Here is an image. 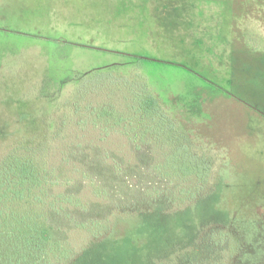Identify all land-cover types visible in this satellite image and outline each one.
<instances>
[{"label": "rangeland", "instance_id": "rangeland-1", "mask_svg": "<svg viewBox=\"0 0 264 264\" xmlns=\"http://www.w3.org/2000/svg\"><path fill=\"white\" fill-rule=\"evenodd\" d=\"M139 59L135 80L145 76L166 107H177L175 129L192 136L189 151L182 156L178 142L154 148L148 136L139 140L141 128L129 133L128 125L117 127L98 112L81 118L68 134L66 149L74 148L64 164L44 166L60 181L50 196L70 199L59 214L46 213V242L58 244L71 264L93 230L108 227L113 213L131 211L114 237L126 241L94 248L85 261L142 264L145 251L164 244L163 226L150 223V209L176 211L191 200L200 185L184 169L210 155L219 167L216 203L243 234L237 259L264 264V0H0V127L7 134L27 129V119L50 116L79 79L105 70L128 73ZM115 78L100 84L90 101H116L114 114L128 117L132 96ZM135 86L131 92L141 93L144 86ZM7 140H0V154ZM199 150L209 154L202 158ZM138 210H148L145 222L132 212ZM208 237L190 264L227 263L239 245L229 235L221 252ZM9 243L4 238L0 247L4 257ZM36 257L25 263L40 264Z\"/></svg>", "mask_w": 264, "mask_h": 264}, {"label": "trees", "instance_id": "trees-1", "mask_svg": "<svg viewBox=\"0 0 264 264\" xmlns=\"http://www.w3.org/2000/svg\"><path fill=\"white\" fill-rule=\"evenodd\" d=\"M137 61V64H134L135 67L128 73L105 70L94 73L97 77L95 79L91 77L85 80H82L84 78L79 79L74 84V90L56 105L50 116L43 115V118L36 119L24 118L30 122L31 126L22 129L23 131L16 129L13 133L7 134L5 126L1 125L0 140L8 139L6 142L8 147L5 152L0 154V247L3 245L4 238H7L10 240V251L9 256L6 257L0 252V264H26L25 260L29 256L34 258L38 254L41 255V258L38 257L39 255L36 257L41 259L39 260L40 264H52L53 259V264L55 261L65 264L69 254L64 250L57 251L58 244L46 242L51 236L45 217L49 211L57 214L62 212L65 202L69 203L70 199L59 196L60 194H55V192L50 196L49 191L60 181L56 176L57 172L46 170L44 166L54 164V167H59L61 163L64 164L68 149L74 148L69 146L66 149V144L69 141L68 134L75 132L74 127L84 122L86 116L91 113L98 112L99 117L104 114L116 119L114 125L117 127L121 124L122 127L128 125L129 133L137 127L141 128L139 140L146 139L148 136L147 142L154 148L160 146L159 144L178 142L177 151L182 156L186 155V151H189V144L193 141L192 136H183L175 129L173 115H175L174 109L177 107L174 108V103L172 104L174 109L166 107L159 95L149 86L145 76L140 78L142 80L140 82L135 80L137 78L135 74H141L140 69L142 68L140 59ZM110 78L117 80V88H127L132 96L128 97L132 102L128 105V117L114 114V110L117 108L116 101L104 102L101 106L95 105L97 101H90L95 96L98 97L96 93L101 90L99 85L107 83L108 80L112 81ZM117 82L120 85H117ZM140 84L144 86V88L141 87V90L139 89L141 93H132V85ZM137 86L133 88H137ZM95 87H97L96 90L91 89ZM202 89L206 90V87ZM112 91L114 89L109 92ZM171 100L174 99L171 98ZM11 119H18L21 127H23V123L25 124L18 117ZM182 124L183 127H189L186 121H182ZM142 141L146 143L144 140ZM197 154L203 158L209 152L199 150ZM206 157L211 161L204 157L205 159L200 164L195 166L189 164L184 169V174H193L197 179L195 183L200 185L191 200L187 199L182 207L177 206L180 208L176 211L160 210L155 207L150 209L154 212L152 215H155V219H151L150 223L155 225L153 222L155 221L157 225L161 223L160 226H163L159 237L164 244L152 252L145 251L142 264H190L189 261H192L198 252L199 242L203 243L202 240L207 235H209L208 239L212 245L219 247L221 252L224 247L223 243L229 240V235L234 236L235 239L237 237L239 245H236L233 250L231 259L227 263L220 261L217 264H243L237 259L243 249V234L238 231L237 226H234L235 219L233 217L231 219L224 207L216 203V196L221 184L214 181L213 176L218 173L219 167H216L217 165L213 162V156L207 155ZM65 183L68 184V181L66 180ZM152 205L149 204V207ZM144 211L148 210L132 212L138 215L142 213L139 217L145 222L148 212L144 214ZM130 212L113 213L112 219L108 221V227L104 226L102 229L93 230L90 240L75 256L70 258L71 264H86L89 261H85L87 252L94 248L100 250L107 242L126 241V239L121 240L114 237L115 234L123 233L118 229L119 226L125 229L122 225H127ZM215 230L220 231L215 233ZM152 234L153 232L146 238H152ZM133 242L131 245L136 246V243Z\"/></svg>", "mask_w": 264, "mask_h": 264}]
</instances>
